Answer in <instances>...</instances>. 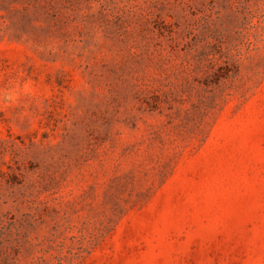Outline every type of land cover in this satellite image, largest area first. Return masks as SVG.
Wrapping results in <instances>:
<instances>
[{
    "label": "rangeland",
    "instance_id": "obj_1",
    "mask_svg": "<svg viewBox=\"0 0 264 264\" xmlns=\"http://www.w3.org/2000/svg\"><path fill=\"white\" fill-rule=\"evenodd\" d=\"M0 264H264V0H0Z\"/></svg>",
    "mask_w": 264,
    "mask_h": 264
}]
</instances>
